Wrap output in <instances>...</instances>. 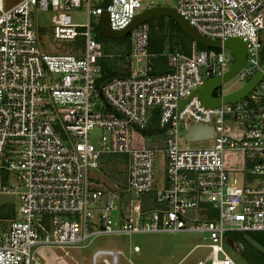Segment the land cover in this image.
Instances as JSON below:
<instances>
[{"label": "built area", "instance_id": "obj_1", "mask_svg": "<svg viewBox=\"0 0 264 264\" xmlns=\"http://www.w3.org/2000/svg\"><path fill=\"white\" fill-rule=\"evenodd\" d=\"M143 1L167 4L0 0V193L18 199L14 216L0 217V264H70L69 249L98 234L176 231L202 233L196 245L209 251L196 264H237L244 244L231 234L264 232V74L238 101L207 106L196 89L231 67V49L192 40L188 53L162 51L168 69L155 73L144 21L123 54L128 74L98 83L99 58L112 55L95 34L100 14L121 29ZM83 6L86 20H74L72 10ZM175 7L203 35L246 42V62L232 78L244 84L261 69L264 0H176ZM41 11L50 12V37L72 40L74 51L44 49ZM226 82L213 94L242 85ZM191 124L211 125L212 136L187 140ZM158 151L163 179L154 169ZM114 153L126 155L124 180L91 178L89 170L100 173L101 159ZM120 252L96 249L92 264H118Z\"/></svg>", "mask_w": 264, "mask_h": 264}, {"label": "rangeland", "instance_id": "obj_2", "mask_svg": "<svg viewBox=\"0 0 264 264\" xmlns=\"http://www.w3.org/2000/svg\"><path fill=\"white\" fill-rule=\"evenodd\" d=\"M5 1L8 2L13 0ZM162 3L176 6V0H165ZM144 8H146L145 1H143L142 6L139 7L136 12H139ZM84 10V6L73 9L72 15L74 20L84 22L86 20ZM49 16V11H41L38 13L39 22L43 27V32L40 34V40L44 49L51 51H74V42L72 40H55L50 37L49 32H46V30H48L50 27ZM163 17L165 20V17L170 16ZM147 21L150 24L149 35L151 49H155L161 44L162 37L165 39V46L167 43L165 48L171 50L179 48V46L174 43V39L172 40V38L175 37L178 32L175 33L172 31L171 23L167 19L164 21L161 29H158V26L154 24L153 19H149ZM94 28L97 38L102 41L104 48L108 49L111 54L118 53L126 48V37H107L99 31L97 23L94 25ZM109 57H116V59L121 58L114 55ZM123 64H125V61ZM241 84L242 83L237 80V77L234 76L225 83V87L232 89ZM151 124L155 127H158L156 118H153ZM138 133L139 131L135 129L134 139H136ZM99 134V130L96 129L92 134H90L89 137L92 141H95V137ZM180 135H183V131H181ZM108 156L111 157L110 162L107 158H103L101 160V172H94L92 169H90L89 175L91 178L95 177L103 182H110L111 180L123 181L126 168V161H124V158L126 155L122 153H114ZM160 157L161 152L158 151V156L154 162V169L156 178L163 179L165 174V159ZM237 176L240 177L241 174H238ZM158 184V181H156V186H158ZM17 203L18 199L15 195L0 193V217L14 216ZM249 234L264 244V232L251 231ZM231 235L236 239H240V241L245 244L242 251L234 254V260L237 264H264V255L259 250L255 249V247L252 248L249 246L242 238H240V236H238L239 234L232 233ZM203 242L204 239L202 237V233L195 231L98 234L91 237V240L88 241L83 247L70 248L69 255H65V257L68 259L70 264H92L93 252L96 249L105 248L117 249L121 251L118 256V264H196L197 260L204 258L209 251L207 246L201 244L196 245ZM135 245H138L139 251L133 250V246ZM228 249L231 250V248ZM57 251L63 253L62 250L57 249ZM70 256L72 258H70ZM51 258L55 262L56 257L52 256ZM207 264L210 263L208 262Z\"/></svg>", "mask_w": 264, "mask_h": 264}, {"label": "water", "instance_id": "obj_3", "mask_svg": "<svg viewBox=\"0 0 264 264\" xmlns=\"http://www.w3.org/2000/svg\"><path fill=\"white\" fill-rule=\"evenodd\" d=\"M163 16L172 17L180 26L182 31L191 38L206 47L221 48L228 47L231 49L234 56V62L231 67L221 76L209 78L201 84L196 91L199 93L201 101L207 106H219L222 103H232L245 97L250 90L260 81L264 74V61L261 64V69L257 70L244 84L240 87L225 93L223 95H214L213 91L223 82L228 81L232 76L244 65L247 59L246 42L240 37H231L225 40L210 38L198 32L190 22L177 10L175 6L168 4H159L156 6L147 7L141 10L133 20L124 28L113 29L110 26L108 13L103 11L98 20L99 31L107 37L122 38L128 36L131 31L140 23L153 19L154 24L159 26ZM213 127L211 125L204 126L191 124L186 132L187 140H197L211 137ZM244 238L257 250L264 253V245L258 242L250 234H244Z\"/></svg>", "mask_w": 264, "mask_h": 264}, {"label": "crops", "instance_id": "obj_4", "mask_svg": "<svg viewBox=\"0 0 264 264\" xmlns=\"http://www.w3.org/2000/svg\"><path fill=\"white\" fill-rule=\"evenodd\" d=\"M163 43L165 44V40ZM125 45H126V48L123 49L122 51H120L118 53H114L112 55H108V56L104 55V56H101L99 58V63L101 65V73H102L101 78L98 81L99 84L103 83L106 79H108L112 75H126V74H128V72H129L128 63L125 60V58L123 57V54L128 53L130 51L129 34H128V36H126ZM166 46H167V43H166ZM166 46L164 45L162 50H159L158 47L155 49H151L150 35H149V48L148 49H149V52L152 53L153 72H155V73H160V72L168 69V66L166 63V56L161 54L162 51H165L168 49V48H165ZM103 52L105 54L110 53L108 49L104 48V46H103ZM113 55L117 56V57H121V58L116 59V57H109V56H113ZM109 58H113V59H109ZM124 61H125V64H123ZM100 107L103 109L108 108V106H106L102 100L100 101ZM155 118L157 119V116H155ZM152 127H155V126H153L150 123V128H149L150 132H152V133L159 132L158 127H155V128H152ZM156 130H158V131H156ZM108 155H110V154H108ZM108 155L104 156L103 158H107L108 161L110 162L111 157H109ZM93 171L97 172L95 170H93Z\"/></svg>", "mask_w": 264, "mask_h": 264}, {"label": "trees", "instance_id": "obj_5", "mask_svg": "<svg viewBox=\"0 0 264 264\" xmlns=\"http://www.w3.org/2000/svg\"><path fill=\"white\" fill-rule=\"evenodd\" d=\"M170 23H171V29L172 31H174L175 33L178 32V34H176L175 37L172 38V40L174 39V43L177 44L179 46V48L181 50H183L184 52L188 53L190 51V44H191V38L188 37L183 31L182 29L180 28V26L178 25V23L172 18V17H165ZM165 19V20H166ZM164 17H162L161 19V22L158 26V29H161L163 24H164ZM130 35V34H129ZM164 38L162 37V41H161V44L158 46V49L159 50H162L163 47H164ZM198 47L199 48H207V49H216V48H213V47H206V46H203L201 44H198ZM262 57L264 59V50H263V54H262ZM152 128H155V127H152ZM158 131V130H156ZM126 159L124 158V161ZM250 233V232H249ZM238 236H240V238H242L249 246H251L252 248H254L251 244L248 243L247 240H245L244 238V234H239ZM240 240V239H239ZM257 240V239H256ZM258 242H260L259 240H257ZM261 243V242H260ZM244 244V243H243ZM262 244V243H261ZM245 245V244H244ZM264 245V244H263ZM256 249V248H255ZM262 253V252H261ZM264 255V253H262Z\"/></svg>", "mask_w": 264, "mask_h": 264}]
</instances>
